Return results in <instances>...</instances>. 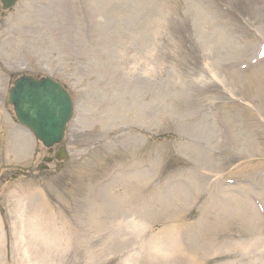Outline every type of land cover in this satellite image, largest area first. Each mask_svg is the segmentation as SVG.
<instances>
[{"label": "rangeland", "instance_id": "374dc122", "mask_svg": "<svg viewBox=\"0 0 264 264\" xmlns=\"http://www.w3.org/2000/svg\"><path fill=\"white\" fill-rule=\"evenodd\" d=\"M97 2L0 11V264H264V0ZM25 74L72 95L62 166Z\"/></svg>", "mask_w": 264, "mask_h": 264}, {"label": "water", "instance_id": "95a60500", "mask_svg": "<svg viewBox=\"0 0 264 264\" xmlns=\"http://www.w3.org/2000/svg\"><path fill=\"white\" fill-rule=\"evenodd\" d=\"M3 1L5 7H10L16 2V0ZM28 80L30 79L21 78L16 83V87L21 88L19 83L22 81L28 82ZM36 87H39V93L36 91ZM15 88L10 93V103H13V93L16 92ZM16 93H20L18 98L20 101L18 106L20 113L18 119L20 122L23 121L24 124L28 125L44 140L47 146L58 142L71 111L67 94L64 93L58 84H55L50 79L25 85L23 89H18ZM24 104L27 105L25 106ZM27 109L30 110V113H28Z\"/></svg>", "mask_w": 264, "mask_h": 264}, {"label": "bare ground", "instance_id": "6f19581e", "mask_svg": "<svg viewBox=\"0 0 264 264\" xmlns=\"http://www.w3.org/2000/svg\"><path fill=\"white\" fill-rule=\"evenodd\" d=\"M105 3V0H98V2H97V4H96V6L95 7H97V9H98V11L100 12V13H102V12H111V11H113V9H115V8H117L116 6H115V4H110L109 5V9L111 10H107V4H104ZM103 4V5H102ZM19 21L21 22V19H19ZM16 29L18 30V32H21L22 31V24L21 23H19L18 25H17V27H16ZM78 31H80L79 29H78ZM100 35H103V34H105V32L103 31V32H100L99 33ZM7 41V40H6ZM8 42H6L5 43V46H6V44H7ZM15 49H14V51H16V50H18V48H19V46L17 45V44H15ZM10 56H13L12 54H9ZM121 118V117H120ZM115 119H116V116H115ZM102 121H103V124H108L109 123V120H108V118H104V119H102ZM13 143H14V152L16 153V157L18 158V159H21V158H23L27 153H28V151H29V148L28 147H26L24 144H23V142L17 137V136H15V139H13ZM142 178H144V177H142ZM143 181L144 182H147L148 180H145V179H143ZM235 201H240V200H235ZM243 204H244V207L247 209V210H249L251 213H253V208L251 207V205L250 204H248V203H246L245 201H243ZM238 206H241V201L238 203Z\"/></svg>", "mask_w": 264, "mask_h": 264}]
</instances>
